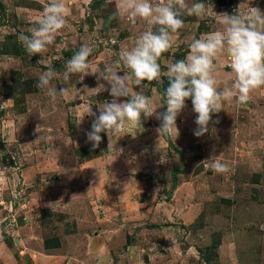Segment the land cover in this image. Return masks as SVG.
I'll return each mask as SVG.
<instances>
[{"label":"rangeland","instance_id":"374dc122","mask_svg":"<svg viewBox=\"0 0 264 264\" xmlns=\"http://www.w3.org/2000/svg\"><path fill=\"white\" fill-rule=\"evenodd\" d=\"M50 2L0 0V264H264V86L246 103L225 100L202 137L193 135L189 99L176 120L179 134L158 132L155 114L142 116L141 128L101 133L92 149L86 107L98 114L112 99L102 74L122 66V53L156 27L118 14L120 0H77L48 51L29 54L17 36L31 35ZM203 2L217 15L247 5L264 12V0ZM182 19L158 61L160 80L142 88L128 81L129 98L142 92L156 112L166 110L170 65L186 59L194 38L224 30L212 14ZM81 44L92 48L93 74L66 81V61ZM214 63L218 90L232 88L230 53ZM49 66L60 73L52 86L67 89L55 100L37 87ZM217 160L227 173L211 167Z\"/></svg>","mask_w":264,"mask_h":264},{"label":"clouds","instance_id":"9594fccd","mask_svg":"<svg viewBox=\"0 0 264 264\" xmlns=\"http://www.w3.org/2000/svg\"><path fill=\"white\" fill-rule=\"evenodd\" d=\"M67 11L64 0H51L45 5L38 23L29 29L31 35L21 32L17 40L29 54L46 53L58 32L66 27ZM185 12L188 15L212 14L220 17L224 30L206 34L200 39L194 38L186 59L177 60L170 65L167 72L168 84L163 91L161 105L166 110L156 112L151 106L150 98L142 92L135 91L129 98L128 81L131 80L135 86L142 88L146 87L143 83L145 81L160 80L162 72L158 61L172 47V33L184 26L182 16ZM118 14H127L133 24L137 18L146 20L156 30L150 28L141 33L135 46L122 53V66H109L102 74V79L109 85L107 90L112 99L98 107V114L92 110V106L86 107L84 116L93 118L90 130L85 132L86 142L91 144L92 149L102 142L101 133H118L128 123L141 128L142 116L148 118L155 114L156 119L161 121L158 132L174 128L179 134L176 120L189 99L196 114L193 135L202 137L208 133L210 122H218L213 121L212 117L222 110L225 100L235 98L238 103H246L254 90L264 86V12L259 7L247 5L246 12L217 15L212 3H205L203 0L191 6L187 0H161L157 4H153L151 0H120ZM225 50L231 55L230 67L235 74V81L232 88L225 87L221 91L218 90L213 75L216 68L214 59ZM91 53L90 46L81 44L78 51L66 61L63 79L67 81L71 78L70 74H79L83 80L85 76L93 74L89 60ZM119 67L129 69L130 73L123 72L122 76L119 75L122 72L117 70ZM59 75L49 66L38 79L37 87L47 89L52 100L67 91L66 88L52 86V81ZM122 97L129 99L119 102ZM115 151L120 153L123 149ZM211 167L217 173L229 171L228 165L219 160ZM4 170V167L0 168V171Z\"/></svg>","mask_w":264,"mask_h":264},{"label":"crops","instance_id":"0c3cea01","mask_svg":"<svg viewBox=\"0 0 264 264\" xmlns=\"http://www.w3.org/2000/svg\"><path fill=\"white\" fill-rule=\"evenodd\" d=\"M40 2V1H39ZM64 3L67 7V9H69V7H74L77 5V0H64ZM43 4V3H42ZM81 6V5H80ZM79 6V7H80ZM82 7V6H81Z\"/></svg>","mask_w":264,"mask_h":264}]
</instances>
